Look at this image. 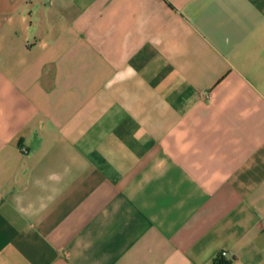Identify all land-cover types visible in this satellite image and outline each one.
Wrapping results in <instances>:
<instances>
[{
  "label": "crops",
  "instance_id": "0c3cea01",
  "mask_svg": "<svg viewBox=\"0 0 264 264\" xmlns=\"http://www.w3.org/2000/svg\"><path fill=\"white\" fill-rule=\"evenodd\" d=\"M264 264V0H0V264Z\"/></svg>",
  "mask_w": 264,
  "mask_h": 264
},
{
  "label": "trees",
  "instance_id": "16d2710c",
  "mask_svg": "<svg viewBox=\"0 0 264 264\" xmlns=\"http://www.w3.org/2000/svg\"><path fill=\"white\" fill-rule=\"evenodd\" d=\"M214 264H233V258H228L220 252L214 259Z\"/></svg>",
  "mask_w": 264,
  "mask_h": 264
},
{
  "label": "built area",
  "instance_id": "2783aa9c",
  "mask_svg": "<svg viewBox=\"0 0 264 264\" xmlns=\"http://www.w3.org/2000/svg\"><path fill=\"white\" fill-rule=\"evenodd\" d=\"M223 252V254L225 255V256H227L228 258H231V256L229 255V253L227 252V251H222Z\"/></svg>",
  "mask_w": 264,
  "mask_h": 264
}]
</instances>
